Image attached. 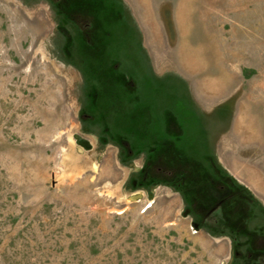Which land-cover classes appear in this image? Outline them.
Here are the masks:
<instances>
[{
	"label": "rangeland",
	"instance_id": "rangeland-1",
	"mask_svg": "<svg viewBox=\"0 0 264 264\" xmlns=\"http://www.w3.org/2000/svg\"><path fill=\"white\" fill-rule=\"evenodd\" d=\"M0 264H264V0H0Z\"/></svg>",
	"mask_w": 264,
	"mask_h": 264
}]
</instances>
